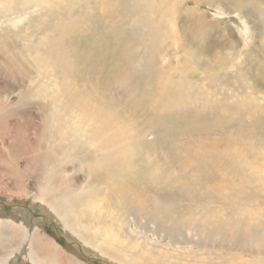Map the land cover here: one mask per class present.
<instances>
[{
	"label": "rangeland",
	"instance_id": "rangeland-1",
	"mask_svg": "<svg viewBox=\"0 0 264 264\" xmlns=\"http://www.w3.org/2000/svg\"><path fill=\"white\" fill-rule=\"evenodd\" d=\"M59 16L77 26L45 59L54 22L0 13V264H264V0Z\"/></svg>",
	"mask_w": 264,
	"mask_h": 264
},
{
	"label": "bare ground",
	"instance_id": "bare-ground-1",
	"mask_svg": "<svg viewBox=\"0 0 264 264\" xmlns=\"http://www.w3.org/2000/svg\"><path fill=\"white\" fill-rule=\"evenodd\" d=\"M59 3H60V0H0V13H2V14H4V16H6V15H8V16H15L16 17V19L17 20H14V21H12L11 23V25H13V28H15L16 27V23L23 17V15L26 13V14H29V12H32V13H39V15H40V19H39V23H40V21H43V22H49V24H50V22H54V31H53V34H55V36L52 34V35H50V36H46V44H44V54L42 55V57L41 58H58L57 56H59V55H61V46H60V40H59V37H61V36H63V38H65V37H67L68 36V34L70 33V31L75 27V26H77V23L75 22V20L78 18H74V19H71V20H67V19H61L60 18V16H59ZM87 16H89L88 14L85 16V13H84V15H80L79 17H82L83 19L85 18V17H87ZM63 23V24H62ZM45 24V23H44ZM37 26V25H36ZM50 26V25H49ZM38 27V26H37ZM47 28V27H46ZM76 29H78V28H76ZM8 34L7 33H3L2 34V38L4 39V40H6V38L8 37L7 36ZM10 35V34H9ZM125 42V41H124ZM47 45H49L48 46V48L46 49L45 48V46H47ZM119 47V46H118ZM60 52V53H59ZM57 53H59V55H54V54H57ZM111 56V55H110ZM56 64V63H55ZM58 64V63H57ZM45 65H48V64H45ZM59 65V64H58ZM109 65V64H108ZM50 66V65H49ZM46 67H48V66H46ZM56 67H59V66H56ZM53 69V68H52ZM43 71V70H42ZM49 71V70H48ZM47 71V72H48ZM60 71V70H59ZM56 72H58V71H55V69H54V73H56ZM63 72H64V70H63ZM62 72V73H63ZM50 73H52V72H50ZM47 74H49V73H47ZM53 74V73H52ZM60 74H61V72H60ZM46 75V74H45ZM53 75H55V74H53ZM53 75H52V77H53ZM58 77V75H56V78ZM111 77V76H110ZM109 77V78H110ZM56 82H54V84H55ZM45 85V84H44ZM56 88H57V86H56ZM59 88V87H58ZM6 89V88H5ZM71 96V95H70ZM68 97V96H67ZM72 97V96H71ZM173 97L175 98V95H173ZM66 98V97H65ZM64 98V99H65ZM70 98V97H69ZM75 98V97H74ZM62 99H63V97H62ZM67 99V98H66ZM65 99V100H66ZM72 99V98H71ZM70 99H68L67 101H69ZM71 101V100H70ZM74 101V100H73ZM65 102V101H64ZM62 103V102H61ZM69 103V102H68ZM55 105V102H49V106L48 105H45V106H47V107H49V111H50V117L49 118H51L52 119V121L54 122V123H56V122H58V121H60V120H62L61 118H63L64 117V115H62L63 114V112L64 113H66L65 111H63V112H61L60 111V108H58V107H55L54 106ZM69 105V104H68ZM174 105H175V102H173V103H167L166 101H165V98L162 100V102H161V104H160V106H158V108L160 107V109L162 110V112H163V114H166V115H168L171 111H168L170 108H172V107H174ZM60 106H62V105H60ZM66 106V105H65ZM70 106H71V103H70ZM76 106V105H75ZM91 107V106H90ZM62 108V107H61ZM73 110H75L76 108L74 107V105H73ZM79 110V109H78ZM83 109H81L80 111H82ZM61 112V113H60ZM56 113V114H55ZM87 113V112H86ZM88 113H89V115L90 116H94V113H93V110L92 111H89L88 110ZM99 113V112H98ZM96 114V113H95ZM166 115H162L161 114V116H160V120L161 121H166V120H168L170 117L169 116H166ZM101 116V115H100ZM99 116V117H100ZM171 116V115H170ZM68 117V116H67ZM172 117V116H171ZM74 119V118H73ZM65 120V119H64ZM63 120V121H64ZM69 120V119H68ZM65 121H67V120H65ZM94 121H96V120H94ZM67 122H69V121H67ZM96 124H97V121L95 122ZM94 123V124H95ZM54 126H57V125H54ZM88 126V125H87ZM90 126H93V124H91ZM59 127V126H58ZM65 127H66V129H67V127H68V125H65ZM102 127V126H101ZM57 128V127H56ZM92 128H94V126L92 127ZM103 129H104V127H102ZM111 128H113V127H111ZM60 129V128H59ZM65 129V131H67ZM97 129H99V128H97ZM57 130V129H56ZM73 130H74V127H73ZM84 130H85V128L82 130V132H81V130L80 129H75V131L76 132H73L72 133V135H71V137H74L73 138V144H72V142H71V150L72 151H74V150H76V149H78L79 147H82L83 145H84V141H83V138H84V136L86 135V136H88V135H90V134H92L93 133V131L92 132H84ZM86 130H87V128H86ZM62 131H63V129H62ZM99 131V130H98ZM95 132H97V131H95ZM61 133V132H60ZM86 133V134H85ZM78 134V135H77ZM97 134V133H96ZM102 134V133H101ZM113 134V133H112ZM121 134V133H120ZM62 135V134H61ZM77 135V136H76ZM99 135V134H98ZM59 136V135H58ZM96 136V135H95ZM99 136H101V135H99ZM57 137V136H56ZM108 137V136H107ZM100 138V137H99ZM60 140H62L63 139V135L61 136V138H59ZM58 139V140H59ZM116 139V138H115ZM119 139V138H118ZM55 140V139H54ZM66 140H70V139H66ZM100 140V139H99ZM119 140H122V139H119ZM80 141V143H77V142H79ZM90 140H88V139H86V144H89V145H87V146H91L92 145V142H90V143H88ZM113 141V140H112ZM111 141V142H112ZM68 141H66V143H67ZM57 143H59V142H57ZM62 143H63V141H62ZM62 143L60 144V145H62ZM116 143V142H115ZM55 144H56V142H55ZM64 144V143H63ZM105 144V143H104ZM56 146V145H55ZM93 147H94V145H92ZM52 147H53V145H52ZM60 147V146H59ZM64 147V146H63ZM114 147V146H113ZM58 148V147H57ZM61 148V147H60ZM82 150V149H81ZM94 150H95V147H94ZM60 151V150H59ZM96 151V153H99V149L98 150H95ZM76 152V151H75ZM79 152V151H78ZM90 152H92L91 150H90ZM104 152V151H103ZM85 153H87V152H85ZM84 153V154H85ZM93 153V152H92ZM83 154V153H82ZM88 154V153H87ZM106 154V153H105ZM116 154V153H115ZM90 155V154H89ZM89 155H87V157L89 156ZM117 155V154H116ZM69 155H67V157H68ZM71 156V155H70ZM81 156V155H80ZM84 156V155H83ZM83 156L81 157V158H83ZM91 156V155H90ZM84 157H86V156H84ZM95 157V156H94ZM96 157H97V154H96ZM61 158H62V156H61ZM66 158V157H65ZM89 159H90V161H92L91 160V158L90 157H88ZM86 159V158H85ZM97 159V158H96ZM104 159V162L105 161H107V163H108V161L110 160V163L112 162V161H115V158L113 157V156H110V158L108 157V156H106V157H104L103 158ZM60 161V160H59ZM84 161H86V160H84ZM88 161V160H87ZM86 161V162H87ZM123 161V160H122ZM89 162V161H88ZM94 162V161H93ZM95 162H96V165H94L95 167L97 166H99V164H102L101 162H102V160H101V157H100V155H98V159L97 160H95ZM94 162V163H95ZM115 163V162H114ZM86 164V163H85ZM121 164H122V162H121ZM62 165V164H61ZM87 165V164H86ZM89 165V164H88ZM87 165V166H88ZM101 166V165H100ZM99 166V167H100ZM67 168V167H66ZM92 169L94 170V168L92 167ZM100 169V168H99ZM102 169V168H101ZM115 170V169H114ZM113 170V171H114ZM96 171V170H95ZM106 171V170H105ZM107 172V171H106ZM105 172V173H106ZM107 173H109V171L107 172ZM106 173V174H107ZM116 173V172H115ZM110 174V173H109ZM109 174H107V175H109ZM112 174V173H111ZM118 174V173H117ZM119 174H121V173H119ZM106 175V176H107ZM122 175V174H121ZM100 177V176H99ZM116 177V176H115ZM119 177V176H118ZM46 193V192H45ZM40 202V201H39ZM48 207V206H47ZM46 209V208H45ZM48 211V210H47ZM50 214H54V215H56L59 219H61L62 221H64V218H62V217H60V212L58 211L57 212V209H49V211H48ZM55 216V217H56ZM61 221V222H62ZM2 222H4V221H2ZM11 222V221H10ZM9 223V222H8ZM63 223V222H62ZM2 224V223H1ZM6 224V223H5ZM4 224V225H5ZM9 225V224H8ZM10 226V225H9ZM5 227V226H4ZM231 264H235L234 262H232ZM242 264H245V263H242Z\"/></svg>",
	"mask_w": 264,
	"mask_h": 264
}]
</instances>
